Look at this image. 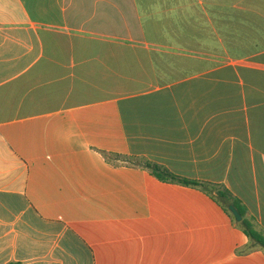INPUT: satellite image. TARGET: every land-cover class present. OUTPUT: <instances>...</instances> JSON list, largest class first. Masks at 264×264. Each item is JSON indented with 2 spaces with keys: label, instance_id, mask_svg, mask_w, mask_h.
Returning a JSON list of instances; mask_svg holds the SVG:
<instances>
[{
  "label": "crops",
  "instance_id": "obj_1",
  "mask_svg": "<svg viewBox=\"0 0 264 264\" xmlns=\"http://www.w3.org/2000/svg\"><path fill=\"white\" fill-rule=\"evenodd\" d=\"M221 192L264 237V0H0V264H264Z\"/></svg>",
  "mask_w": 264,
  "mask_h": 264
},
{
  "label": "trees",
  "instance_id": "obj_2",
  "mask_svg": "<svg viewBox=\"0 0 264 264\" xmlns=\"http://www.w3.org/2000/svg\"><path fill=\"white\" fill-rule=\"evenodd\" d=\"M104 156L108 160H110V161L112 160V156H110L109 154L104 153ZM144 167L146 169H148L149 171H151V173L153 175H155V177L161 181H170V182L179 183V184L185 185V186L202 187V188L208 187L206 184H203V183L193 182V181H189V180L174 176L170 172L166 171L165 169H163L159 166L146 164ZM221 196L223 199L226 200L228 205L235 206V208L239 211V213L241 214L242 217L245 216L244 212H243L242 208L239 206L238 202L235 201L227 192H221ZM227 209H228V207H227ZM240 226H241V228H243L245 234L249 237V239H251L257 246L264 249V237L258 231L255 230V228L251 222H249L248 220H244Z\"/></svg>",
  "mask_w": 264,
  "mask_h": 264
},
{
  "label": "water",
  "instance_id": "obj_3",
  "mask_svg": "<svg viewBox=\"0 0 264 264\" xmlns=\"http://www.w3.org/2000/svg\"><path fill=\"white\" fill-rule=\"evenodd\" d=\"M229 210L234 215V217L236 218V220L238 222H242L243 221V217L241 216V214L239 213V211L235 208V206L231 205L229 207Z\"/></svg>",
  "mask_w": 264,
  "mask_h": 264
}]
</instances>
